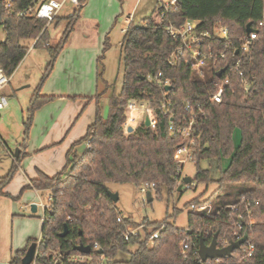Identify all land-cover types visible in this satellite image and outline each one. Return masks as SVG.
<instances>
[{"label":"trees","instance_id":"16d2710c","mask_svg":"<svg viewBox=\"0 0 264 264\" xmlns=\"http://www.w3.org/2000/svg\"><path fill=\"white\" fill-rule=\"evenodd\" d=\"M31 1L14 0L10 8L0 10V29L4 33L0 40V65L5 74H13L30 42H34L33 48L45 49L49 56L30 99L24 140L28 138L34 112L56 98L40 94V89L86 0H78L73 15L65 17L66 27L55 46L50 43L45 20L18 16ZM155 12L157 18L153 15ZM153 14L140 19L137 25L130 23L124 31L120 56L122 86L118 94L109 97L107 117L101 116L99 106L101 96L110 87L105 82L103 90L88 98L95 100L94 121L67 151L62 169L53 176L38 172L20 190L21 194L26 189H35L51 197L41 226L44 252H74L73 245L97 243L101 252L91 250L94 259L90 264H264V0H175L173 4L160 2ZM62 19L58 17L55 24ZM186 20L198 21L196 31L212 35L205 37L200 45L193 43L201 56L205 55L204 63L198 68H193L196 59L187 48L173 63L169 62L181 40L172 37L167 29L180 28ZM261 21L263 24L259 25ZM247 24L256 31V39L246 53L239 50V45L247 36ZM219 26L227 29L225 38L213 35ZM108 47V38H105L98 64ZM219 70L223 71L217 75ZM101 74L98 71L99 77ZM148 75L168 79L169 87L166 89V85L148 80ZM225 78L228 83L223 85L220 102L211 101L210 96ZM130 99L143 100L154 109V129L143 123L131 132L123 129L125 107ZM185 102L195 115L196 137L191 147L194 188L204 184L206 189L186 205L211 202V212L205 216L189 210L185 231L167 218L144 219L142 233L125 241L126 228L140 222L117 211L107 194V184L132 183L138 187L144 182L153 183L151 192L160 198L165 193L167 201L178 191L179 162L174 150L184 142L177 130L186 125L191 115L184 109ZM86 141L89 147L79 155L75 148ZM25 155V152H19L17 157L13 155L12 166L0 178V195L8 196L3 189ZM225 159L228 162L223 166ZM202 160L216 163V179L209 169L200 167ZM210 184L216 185L215 190L201 201ZM242 198L250 202L248 216ZM232 204L238 205L243 220L225 207ZM179 211L175 207L172 214L177 215ZM237 221L251 223L246 234V241L253 245L251 253L247 255L239 247L230 257L202 262L197 254L199 238L209 244L217 234V245L221 246L224 240L232 239L233 224ZM64 225L68 230L62 237ZM155 231L158 236L148 243L147 237ZM35 241L29 239L25 248L16 250L9 264H22L26 249ZM183 242L190 244L184 252ZM130 246L134 249L130 250ZM118 253L129 257L116 259ZM100 254L106 257L105 261L96 260Z\"/></svg>","mask_w":264,"mask_h":264},{"label":"rangeland","instance_id":"374dc122","mask_svg":"<svg viewBox=\"0 0 264 264\" xmlns=\"http://www.w3.org/2000/svg\"><path fill=\"white\" fill-rule=\"evenodd\" d=\"M103 5L104 3H100L99 0H96L89 9L91 14L85 18L82 17V12H80L72 29V31L77 30L72 43L82 44L83 40H86V45L92 47L96 45L98 49L99 45L103 47L102 44H104L105 38H108L109 47L105 51L101 63H96L97 56L101 53V48L97 54H95L96 52L94 53L93 49L89 52L80 54L79 60L75 62L74 58H76V53L75 50H72L73 45L71 48L68 47L66 53L57 57L51 71L52 73L55 70V74L59 73L60 77L55 79L51 78L50 73L40 89V94H44L45 90L54 88L56 91L62 93L65 91L78 95H89L90 91L94 94L103 90L104 84L107 82L110 87L99 100L101 116L106 118L109 109V97L113 94H118L122 86L120 56L121 42L124 32L121 29L128 27L129 20H126V13L119 16H116L117 12L113 14L115 11V5H113V7H108L110 15V20L108 21V15L106 16L107 13L104 11ZM118 7L119 3L117 5V8ZM69 8L71 7L66 5V7L61 11L63 19L56 26L53 24L48 29L51 45L55 46L64 32L67 22L65 17L71 11ZM127 9L129 8L124 3L123 10L128 11ZM100 10L102 11L100 12ZM151 14H153V12H150L148 15ZM153 15L155 18L158 17L157 12ZM89 17H94L96 19V27L92 25L89 19H87ZM72 31L70 33H72ZM69 35L67 37V41L69 39ZM3 38L4 33L2 29H0V40H3ZM97 43L99 44L98 46ZM48 60L49 56L47 51L43 48H33L30 42L28 44V50L25 57L13 72L11 85H9L8 89H6L8 94L10 92V96L9 107H7L0 116V178L5 176L12 166V154L15 148L22 150L26 145L28 138L24 140V131L25 123L30 115V99L35 93V89L40 82ZM67 63H70L71 66L69 71L79 74V77L75 80L71 79L69 81L67 78H64L63 69L67 66ZM96 71H101L102 76L99 77L97 75L95 77ZM141 113L142 111H135L132 116H134L137 121ZM136 123L137 122L132 124L133 129L137 125ZM30 130L31 127L29 129L28 137H30L31 134L34 136L33 131L31 133ZM237 137L238 136L236 135L235 141H237ZM75 149L80 155L86 149L85 142L78 145ZM227 162V159L223 160V166H225ZM215 166L216 163L214 161L202 160L200 162V167L202 169L210 170L213 179L218 177V172ZM181 173L182 178L190 177L193 181L195 176V164L192 161H186L183 164V170ZM191 184L192 186L190 188H185V186H183L181 193L178 191L174 192L168 201L166 200L165 193H162L160 198L155 195L154 191L151 192V200L147 201L146 196L142 195V193L138 190V187L132 183H108L107 189L117 194L118 200L114 204L117 211L122 216L131 217L132 221L136 223L140 222V224L143 225L144 219L157 221L167 218L168 221L175 227L185 231L187 227V213L190 210V207L186 204L196 195H201V193L206 190L204 184H198L196 188H194V182ZM215 188V184H210L207 188L206 194L200 200L203 201L207 199ZM40 196L43 204L47 205V195L40 193ZM201 204L207 205L208 209H211L212 207L211 202H204L199 205ZM175 207L180 210L177 215L172 214V209ZM24 213L28 215L31 214L30 207L26 209ZM35 215L42 217V210H37ZM30 218H32V216H30ZM40 230L41 227L38 226L37 232L34 235L35 238H38L39 233L41 232ZM133 249L134 246H130V250ZM128 257V254L118 253L116 259H127Z\"/></svg>","mask_w":264,"mask_h":264},{"label":"crops","instance_id":"0c3cea01","mask_svg":"<svg viewBox=\"0 0 264 264\" xmlns=\"http://www.w3.org/2000/svg\"><path fill=\"white\" fill-rule=\"evenodd\" d=\"M95 1L86 0L83 3L80 11L83 18L91 14L89 9ZM99 1L104 3L103 7L107 13L106 16L108 15V21L110 20L108 7L115 5L113 14L117 12L116 16H119L126 13V20H130L128 25L130 23L137 25L140 19L150 16L148 14L153 12L160 2H168L170 0ZM118 3L119 7L117 8ZM124 3L128 6V11L123 10ZM87 19L96 27V19L94 17ZM54 25L56 26V24ZM125 29L122 28L121 30L124 32ZM76 31L70 33L69 39L68 41L66 40L58 57L66 53L67 48H71L72 45V50H75L76 53L75 62L79 60L80 54L89 52L91 49H93L94 53L96 52L95 54L99 52L100 48L102 52L103 47L98 43V49L95 43L93 47L86 45V40H83L82 44L72 43ZM100 55L101 53L97 56V59ZM97 59L96 63L98 64ZM70 68V63H67V66L63 69L64 78L69 81L79 77V74L69 71ZM97 75L98 71H96L95 77ZM12 77L13 74L11 75V80ZM50 77L55 79L59 78L60 75L59 73L55 74L54 70ZM11 80L9 85H11ZM95 94H92L91 91L89 95H78L65 91L62 93L54 88L45 90L44 94H42L56 96V98L34 112L30 130L31 133L33 131L34 136L31 134L25 147L19 150V152H25L26 155L17 164L12 180L3 189L8 196L0 195V264H9V259L16 250L25 248L29 239L36 240L41 236L40 232L38 238L34 237L38 226H42L43 216L35 215L36 212L29 215L24 213L32 203L36 204V211L40 209L38 206L42 202L40 192L35 189H26L20 194V190L30 179L37 177L38 172L53 176L62 169L65 164L67 151L84 136L87 127L94 121L95 100H88V98L93 97ZM7 95L9 99L10 92ZM72 97H76V99H72Z\"/></svg>","mask_w":264,"mask_h":264},{"label":"built area","instance_id":"2783aa9c","mask_svg":"<svg viewBox=\"0 0 264 264\" xmlns=\"http://www.w3.org/2000/svg\"><path fill=\"white\" fill-rule=\"evenodd\" d=\"M14 0H0V10L2 9H8L12 6ZM171 4L175 2V0L169 1ZM66 5H69L71 8H69L71 11L66 17H69L73 15L75 10L78 8L79 1L78 0H32L31 4L21 10L18 13L19 17H27V16H34L39 19L45 20V28L49 29V27L53 24H55L58 17L61 16V11L66 7ZM264 17V15H263ZM130 22V20H129ZM198 24V21L194 20H186L184 24L180 28H173L169 27L167 31L170 33L172 37H178L181 40L180 47L172 53V56L169 60L170 63H173L175 60V57L178 54H181L183 52L184 48H187L191 55L196 59V61L193 64V68H198L204 63L205 55L201 56L200 50L193 45V43H196L197 45H200L203 43L205 37H211L212 35L208 32H197L196 26ZM263 22L261 21L259 25H262ZM213 35L218 38H225L227 36V29L225 27H216L214 29ZM256 39V31L251 30L249 33H247L246 38H244L242 41H240L239 50L243 52H248L251 46V43L253 40ZM34 42L31 44L33 46ZM238 69V66L235 68V70ZM241 74V73H240ZM148 80H153L157 83L163 84V85H169L168 79H158L157 77H153L151 75L147 76ZM11 80V76L4 73V70L2 66L0 65V115L3 110H5L9 105V99L6 94V88L8 87ZM228 83V78H225L223 81V84L219 85L216 92L210 96V100L214 102H220L222 92H223V85ZM184 109L188 112H190V118L185 123L186 125L184 127H180L177 131L181 134L182 138L184 139V142L180 145H178L174 150L175 158L178 160L179 165L177 167V172L180 176V181H178V184H182V187L185 186V188L191 187L194 181H191L189 184H184L182 178V170H183V164L186 161H192L193 159V151H192V145L195 143V135L193 133V125L195 123L194 119V113L190 110V105L188 102L184 103ZM135 111H142V113L139 115L138 120L136 121V118L132 116L133 112ZM125 113H126V119L123 124V129L127 132V128L131 126L133 128V123L137 122L136 126L140 125L141 123L144 124V120L146 116H148L149 119V125L147 127H150L152 129L155 128V114L154 109L145 101L143 100H136V99H130L125 107ZM173 116V114H171ZM134 127V128H135ZM170 128H173V124L170 125ZM86 148L89 147V141L85 142ZM13 157V154H12ZM154 184L144 182L141 183L138 186V190L142 193V195H146L147 192H151L153 190ZM182 189V188H181ZM48 202L51 200L50 195L47 196ZM242 201H245L244 205V211H246L247 216L250 214L249 206L250 202L246 200L245 198H242ZM255 203H257L255 201ZM39 208L43 210V219L45 216V210L49 207V203L47 205H44L43 202H40L38 204ZM190 211L196 212V213H203L205 216L209 215L211 212V209H208L207 205H195L191 204ZM230 211L234 213H238L239 219H244L242 211L239 210V207L237 204H232L225 206ZM120 220L119 218L117 219ZM143 224H139L136 226L129 225L124 234L123 239L125 241H128L131 236H137L138 234L142 233ZM251 228L250 222H243V221H237L233 224V230L231 232V240H224L223 245H217V247L222 248L227 246L233 241L239 240L241 238H245L244 243L241 244L240 249L242 252L249 255L251 251L253 250V245L246 241V234ZM158 236V232L155 231L151 233L147 237V242L151 243L154 238ZM45 243L42 238V235L36 239L35 241V249L33 253L32 260L29 264H90L94 256L91 253V250L99 251L100 248L97 245V243H94L93 246H90V252L89 253H83L80 251H74V252H62L58 250H54L51 252H44ZM87 245V244H84ZM190 247V244L187 242L182 243V252L187 250ZM106 257L103 254H100L99 257L96 258L98 262L105 261ZM219 260V259H216Z\"/></svg>","mask_w":264,"mask_h":264},{"label":"water","instance_id":"95a60500","mask_svg":"<svg viewBox=\"0 0 264 264\" xmlns=\"http://www.w3.org/2000/svg\"><path fill=\"white\" fill-rule=\"evenodd\" d=\"M251 27L250 24H247L246 26V32L249 33L251 31ZM223 70H219L217 75H220L221 72ZM169 86H166V89ZM144 125L148 126L149 125V119L148 116H146L145 120H144ZM133 131V128L131 126H129L127 128V132H131ZM19 155V149L15 148L14 150V156L17 157ZM191 178L190 177H184L183 182L184 184H189L191 182ZM182 188V184H180L178 186V191L181 190ZM107 194L110 196V198L112 199V201L115 203L118 200V196L116 193L111 192L110 190H107ZM146 200L150 201L151 200V194L150 192L146 193ZM30 211L31 213H35L36 212V204L32 203L30 205ZM67 225H64L63 227V231L60 233V236H65L67 233ZM245 238H241L239 240L233 241L230 244H228L225 247L219 248L217 247V234H214L212 237V240L209 244H206L203 240L202 237L199 238V247L197 250V254L199 259L202 262H205L208 259H223L226 257H230L233 253L234 250L238 249L242 243H244ZM34 249H35V243H32L27 249L26 252L24 254V257L22 258V264H29L32 260L33 257V253H34ZM73 250L76 251H80L83 253H89L90 252V246L89 245H84V244H76L73 245ZM99 252H101V250H99Z\"/></svg>","mask_w":264,"mask_h":264}]
</instances>
